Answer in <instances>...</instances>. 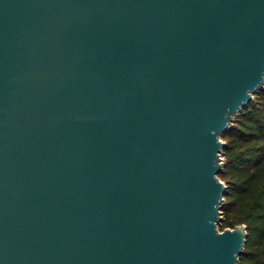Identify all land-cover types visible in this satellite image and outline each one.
Returning a JSON list of instances; mask_svg holds the SVG:
<instances>
[{
	"label": "water",
	"instance_id": "obj_1",
	"mask_svg": "<svg viewBox=\"0 0 264 264\" xmlns=\"http://www.w3.org/2000/svg\"><path fill=\"white\" fill-rule=\"evenodd\" d=\"M264 84V0H0V264H239L224 141Z\"/></svg>",
	"mask_w": 264,
	"mask_h": 264
},
{
	"label": "trees",
	"instance_id": "obj_2",
	"mask_svg": "<svg viewBox=\"0 0 264 264\" xmlns=\"http://www.w3.org/2000/svg\"><path fill=\"white\" fill-rule=\"evenodd\" d=\"M264 94V87L253 94ZM264 96V95H263ZM238 110L222 136L224 161L219 173L227 184L218 228L244 224L246 229L239 264H264V114L261 107ZM256 111V112H255Z\"/></svg>",
	"mask_w": 264,
	"mask_h": 264
},
{
	"label": "rangeland",
	"instance_id": "obj_3",
	"mask_svg": "<svg viewBox=\"0 0 264 264\" xmlns=\"http://www.w3.org/2000/svg\"><path fill=\"white\" fill-rule=\"evenodd\" d=\"M263 87H264V84H263ZM264 94L263 93H260V94H253L252 95V98H251V102L252 104H250L248 107L250 109H253V110H256L258 109V107H261V109L259 110V113H263L264 114ZM256 112V111H255ZM232 123L235 124V120H232ZM233 133H229V134H226L224 137L221 136V139L224 141V142H227L229 137H231ZM224 154H223V149H222V153H221V161L223 162L224 161ZM220 179L222 181H224L221 177Z\"/></svg>",
	"mask_w": 264,
	"mask_h": 264
}]
</instances>
